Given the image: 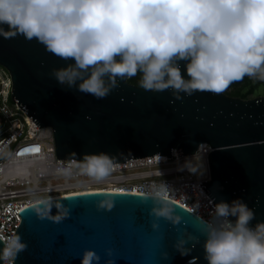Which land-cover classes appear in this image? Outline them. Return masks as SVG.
I'll list each match as a JSON object with an SVG mask.
<instances>
[{
  "label": "water",
  "instance_id": "1",
  "mask_svg": "<svg viewBox=\"0 0 264 264\" xmlns=\"http://www.w3.org/2000/svg\"><path fill=\"white\" fill-rule=\"evenodd\" d=\"M0 63L11 73L13 99L39 126L53 127L57 158L91 163L92 154L103 152L110 162H122L171 156L173 149L194 154L208 143L204 190L214 203L240 197L255 212L250 223L264 220V95L243 98L221 89L177 98L172 89L146 90L128 77L98 99L58 82L51 70L66 61L20 33L0 35ZM167 199L181 217L176 223L151 212L158 198L131 190L81 191L31 203L19 211L15 234L26 247L13 264H81L85 249L99 255L94 264H208L200 232L206 220ZM175 245L190 251L182 255Z\"/></svg>",
  "mask_w": 264,
  "mask_h": 264
},
{
  "label": "clouds",
  "instance_id": "2",
  "mask_svg": "<svg viewBox=\"0 0 264 264\" xmlns=\"http://www.w3.org/2000/svg\"><path fill=\"white\" fill-rule=\"evenodd\" d=\"M17 33L66 61L51 70L58 82L98 99L137 73L144 89H172L177 98L264 75V0H0V35ZM89 159L101 169L110 162L103 152ZM152 195L160 201L152 213L180 221L163 187ZM254 216L240 197L215 202L200 228L208 264H264V220L252 224ZM25 247L19 233L8 237L0 260ZM99 259L85 249L81 264Z\"/></svg>",
  "mask_w": 264,
  "mask_h": 264
},
{
  "label": "built area",
  "instance_id": "3",
  "mask_svg": "<svg viewBox=\"0 0 264 264\" xmlns=\"http://www.w3.org/2000/svg\"><path fill=\"white\" fill-rule=\"evenodd\" d=\"M12 76L0 63V238L15 234L20 210L36 200L87 186L115 185L124 190L164 196L186 206L205 220L214 201L201 183L210 179L207 163L212 147L199 146L192 154L152 155L109 162L101 168L78 157L57 158L54 130L39 126L12 97ZM12 99V104L10 100ZM175 155V156H174ZM195 168V171L191 169ZM12 258L3 264H13Z\"/></svg>",
  "mask_w": 264,
  "mask_h": 264
},
{
  "label": "rangeland",
  "instance_id": "4",
  "mask_svg": "<svg viewBox=\"0 0 264 264\" xmlns=\"http://www.w3.org/2000/svg\"><path fill=\"white\" fill-rule=\"evenodd\" d=\"M133 80L136 84H139V73L133 76ZM223 89L230 95L240 96L243 98H252L258 95H264V77H253L252 75L245 74L243 77L227 83ZM9 102L12 104V99ZM199 162L202 164L201 161Z\"/></svg>",
  "mask_w": 264,
  "mask_h": 264
},
{
  "label": "bare ground",
  "instance_id": "5",
  "mask_svg": "<svg viewBox=\"0 0 264 264\" xmlns=\"http://www.w3.org/2000/svg\"><path fill=\"white\" fill-rule=\"evenodd\" d=\"M176 153H179L177 149H176ZM157 154H158V156H166L167 155V154H163V153L162 154L157 153ZM200 161H201L202 164H204L205 167L207 166V163L204 161L203 158H201ZM99 189H115V190H120L121 189V190H124V189L120 188L119 186H115V185H107V186H87V187L79 188V189H76V190H70V191H67V192H63V193H60L58 195H50V196H47L45 198L36 200L35 202L41 201V200H45V199H48V198H52V197H55V196H59V195H64V194H69V193H75V192H81V191L82 192L83 191H95V190H99Z\"/></svg>",
  "mask_w": 264,
  "mask_h": 264
},
{
  "label": "trees",
  "instance_id": "6",
  "mask_svg": "<svg viewBox=\"0 0 264 264\" xmlns=\"http://www.w3.org/2000/svg\"><path fill=\"white\" fill-rule=\"evenodd\" d=\"M252 76L255 77V75H252ZM256 77H257V76H256ZM128 80H129L130 82L135 83L134 80H136V79L133 80V76H131V77L128 78ZM223 90H224V89H223ZM226 93H227V92H226ZM228 94H229V93H228Z\"/></svg>",
  "mask_w": 264,
  "mask_h": 264
},
{
  "label": "snow or ice",
  "instance_id": "7",
  "mask_svg": "<svg viewBox=\"0 0 264 264\" xmlns=\"http://www.w3.org/2000/svg\"><path fill=\"white\" fill-rule=\"evenodd\" d=\"M220 89H223V87H224V84L222 83V84H220L219 86H218ZM103 171V169H101V172Z\"/></svg>",
  "mask_w": 264,
  "mask_h": 264
}]
</instances>
